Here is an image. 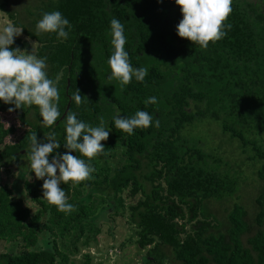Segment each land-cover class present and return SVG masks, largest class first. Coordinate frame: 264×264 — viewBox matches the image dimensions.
<instances>
[{"label":"trees","instance_id":"16d2710c","mask_svg":"<svg viewBox=\"0 0 264 264\" xmlns=\"http://www.w3.org/2000/svg\"><path fill=\"white\" fill-rule=\"evenodd\" d=\"M8 3L5 0L1 10L36 42L38 58H47L49 78H58L61 118L45 126L33 105L12 111L16 119L10 123V107L0 101V172L14 165L28 171L24 160L30 155L33 133L41 142L48 133H56L61 146L50 160L65 154L64 116L69 111L91 126H99L103 117L109 138L101 142L104 152L91 161L71 153L95 169L92 178L80 184L61 183L75 206L71 213L58 211L43 198V180L36 177L24 184L26 195L39 206L35 214L7 184L0 186V241L22 242L19 253L0 254V264H68L67 254L77 249L64 253L60 247L66 242L62 239L60 246L56 239H68V232L74 244L84 237L85 246L91 242L85 230L94 234L95 207L82 201L88 190L102 201H116L126 191L141 194L130 207L131 219L138 245L149 248L150 264H163L165 259L171 264H264V186L252 220L239 203L220 220L206 205L232 197L239 180L219 170L221 159L205 149V140L189 137L195 123L215 122L220 134L238 142L244 154L251 152L248 159L259 164L257 175L264 182V0H232L226 35L207 48L178 36L183 16L175 0H47L29 11L32 19L27 24L17 21ZM52 11L69 20L67 39L37 32L38 21ZM113 18L124 25L132 67L148 69L143 82L133 77L122 85L109 79ZM28 46L27 40L16 37L10 47ZM76 89L84 96L80 105L72 99ZM150 97L157 102L146 104ZM137 111L148 112L152 126L136 128L131 135L115 127L118 115L131 118ZM45 233L53 237V248L35 249Z\"/></svg>","mask_w":264,"mask_h":264},{"label":"clouds","instance_id":"9594fccd","mask_svg":"<svg viewBox=\"0 0 264 264\" xmlns=\"http://www.w3.org/2000/svg\"><path fill=\"white\" fill-rule=\"evenodd\" d=\"M180 7L183 18L177 25V34L193 44L207 48L209 42L215 43L226 35L225 21L232 12V0H175ZM111 44L114 52L108 59L111 69L109 79L120 81L127 85L135 77L143 82L148 74L145 67L133 68L129 62V54L125 51L126 37L124 25L116 18L110 22ZM231 24L227 28L231 29ZM71 29L68 19L60 11L46 12L36 24L37 32L57 33L58 38L67 39ZM23 29L12 23L0 29V101L5 104H14L15 108H9L12 112L22 109L23 106H37L45 126L51 127L61 118L58 108L60 99L57 80L48 76L47 58H38L33 51L10 46L14 39L22 34ZM33 49V47H32ZM72 99L80 105L84 96L80 91L72 94ZM156 97H150L146 104H155ZM66 142L64 147L68 151L60 155L57 153L51 161L50 154L60 148L61 144L56 140V133L50 132L45 136V142L38 141L36 133L31 135V151L29 155L30 167L37 179L43 180V198L51 205L56 206L60 212L71 213L75 206L68 202V197L61 183L72 182L75 186L92 178L94 167L72 152H79L89 161L104 152L105 146L101 143L109 138V130L105 128L104 118H100L99 126H91L77 118L74 112H67L64 116ZM115 127L133 134L136 128H148L152 126L153 117L146 111H137L131 118L120 117L114 120ZM160 121H155L159 127Z\"/></svg>","mask_w":264,"mask_h":264},{"label":"rangeland","instance_id":"374dc122","mask_svg":"<svg viewBox=\"0 0 264 264\" xmlns=\"http://www.w3.org/2000/svg\"><path fill=\"white\" fill-rule=\"evenodd\" d=\"M4 1L0 0V29L6 23L13 24L8 14L1 10ZM42 1L47 0H9L6 8L15 13L19 23L27 24L32 19L29 18V11H34L37 6L41 5ZM243 1L257 2V0ZM18 37L28 41V52L33 51L36 54L38 45L35 41L26 37L23 33ZM6 106L15 108L14 104H6ZM29 107L23 106L22 109L16 110L26 111ZM8 117L9 122L13 123L16 114L11 112ZM210 121L195 123L190 129L189 137L195 140L196 137L205 140V149L215 158L221 159L219 170L221 172L228 171L230 175L237 178L239 189L232 197H227L223 201H210L206 207L222 220L234 203H239L248 210L252 220L256 212L255 201L264 186V182L257 175L259 164L248 159L251 152L244 154L239 148L238 142L230 141L227 136L220 134V128L214 124L215 122L211 123ZM120 160L119 155L116 157V161L119 162ZM24 163L29 166L26 172L22 171L17 165L2 170L0 172V186L7 184L13 190L14 197L23 200L25 206L30 209L31 213L35 214L39 206L26 195L24 188L25 182L33 180L35 174L30 167L29 157L24 160ZM101 198L98 193L90 190L85 191L82 197L83 203L95 207V214L92 217L94 234L91 235L88 228L85 230L86 234L91 236L89 245H84L86 237L74 244V238L69 236L68 232L65 233L68 239L57 236L56 240L60 246L62 239L66 242L64 246L60 247L64 253H68V250L77 249L76 252L67 254L69 256L68 264H86L87 256L91 257L90 264H150L147 254L149 248L142 249L138 245V230L131 219L130 207L142 198L141 194L132 196L129 191H126L116 201H102ZM43 221L47 222L45 217H43ZM21 245V240L13 242L0 241V254L19 253ZM53 245V237L49 233H45L43 237L41 236L35 249L53 248ZM163 264L171 263L168 259H165Z\"/></svg>","mask_w":264,"mask_h":264}]
</instances>
